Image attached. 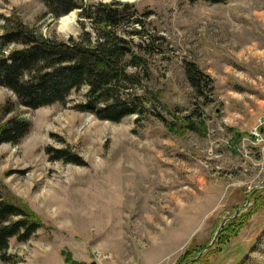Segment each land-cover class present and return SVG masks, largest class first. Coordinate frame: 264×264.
<instances>
[{
  "label": "rangeland",
  "instance_id": "374dc122",
  "mask_svg": "<svg viewBox=\"0 0 264 264\" xmlns=\"http://www.w3.org/2000/svg\"><path fill=\"white\" fill-rule=\"evenodd\" d=\"M99 3L132 5L160 39V53L143 54L138 93L156 96L150 108L178 125L197 108L203 122L171 133L152 114L99 121L77 109L85 89L31 110L0 87V118L11 109L2 122L29 125L18 144L0 146L1 194L41 225L10 240L0 264H264V0L78 1ZM8 20L61 41L94 34L78 9L55 20L45 0H0V36ZM127 42L138 54L141 39ZM184 62L209 78L208 102L194 98ZM54 151L80 165L53 161Z\"/></svg>",
  "mask_w": 264,
  "mask_h": 264
},
{
  "label": "trees",
  "instance_id": "16d2710c",
  "mask_svg": "<svg viewBox=\"0 0 264 264\" xmlns=\"http://www.w3.org/2000/svg\"><path fill=\"white\" fill-rule=\"evenodd\" d=\"M79 0H45L49 14L55 20L80 11L82 19L91 24L94 34L82 29L81 34L67 41L36 35L20 21L8 20L0 36V87L9 91L19 106L36 110L55 104L64 105L73 93L85 89L84 104L77 106L79 112H90L99 121L120 123L124 118H145L152 114L171 133L176 130L197 132L196 122H203V113L197 108L183 118L185 125L165 121L156 107L148 104L156 96L139 94L142 76L148 78L147 53H160V39L144 31L147 14L138 17L132 5L117 3L83 8ZM190 4L204 2L211 5L225 4L228 0H185ZM128 27L140 30L125 32ZM127 35L137 36L141 43L138 54L127 52ZM11 47V49H10ZM133 68L136 74L129 75ZM186 81L194 98L208 102L211 92L210 80L192 62H184ZM207 93V94H206ZM0 118V146L16 145L27 134L29 125L17 118H9V107L3 109ZM53 161L80 165L67 153L54 151ZM41 225L22 207L3 199L0 190V259L4 260L10 240L24 243L34 235Z\"/></svg>",
  "mask_w": 264,
  "mask_h": 264
},
{
  "label": "bare ground",
  "instance_id": "6f19581e",
  "mask_svg": "<svg viewBox=\"0 0 264 264\" xmlns=\"http://www.w3.org/2000/svg\"><path fill=\"white\" fill-rule=\"evenodd\" d=\"M73 20V17L66 18L61 21L60 23V31L62 33H68L71 31V21Z\"/></svg>",
  "mask_w": 264,
  "mask_h": 264
},
{
  "label": "water",
  "instance_id": "95a60500",
  "mask_svg": "<svg viewBox=\"0 0 264 264\" xmlns=\"http://www.w3.org/2000/svg\"><path fill=\"white\" fill-rule=\"evenodd\" d=\"M124 50H126L127 52H131L130 49H128L127 47H123ZM94 264V263H93Z\"/></svg>",
  "mask_w": 264,
  "mask_h": 264
}]
</instances>
